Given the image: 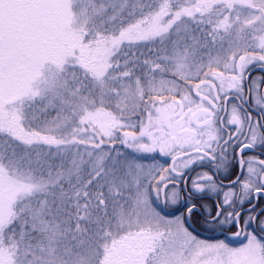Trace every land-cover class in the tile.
I'll list each match as a JSON object with an SVG mask.
<instances>
[{
	"label": "snow or ice",
	"instance_id": "snow-or-ice-1",
	"mask_svg": "<svg viewBox=\"0 0 264 264\" xmlns=\"http://www.w3.org/2000/svg\"><path fill=\"white\" fill-rule=\"evenodd\" d=\"M261 198L264 0H0V264H264Z\"/></svg>",
	"mask_w": 264,
	"mask_h": 264
},
{
	"label": "flooded vegetation",
	"instance_id": "flooded-vegetation-1",
	"mask_svg": "<svg viewBox=\"0 0 264 264\" xmlns=\"http://www.w3.org/2000/svg\"><path fill=\"white\" fill-rule=\"evenodd\" d=\"M260 74V70L259 69H255L253 75L254 76H258ZM259 154V153H257ZM161 160V162L165 161V158H159ZM201 170H207V169H199L197 168L196 171H201ZM192 175H195V172L192 173ZM225 183H227V181H225ZM203 202H208V205L213 209H214V205H215V197H212L211 199L209 198H205V200ZM253 204L257 205V210L264 208V198H261L259 200L254 199L252 201ZM248 205H245V208H247ZM252 227H255V225L253 224ZM230 233L227 234H222L218 229L217 230H208V241H213V240H217V239H225L226 236H229ZM232 241H236V239H228L227 242H232Z\"/></svg>",
	"mask_w": 264,
	"mask_h": 264
},
{
	"label": "rangeland",
	"instance_id": "rangeland-1",
	"mask_svg": "<svg viewBox=\"0 0 264 264\" xmlns=\"http://www.w3.org/2000/svg\"><path fill=\"white\" fill-rule=\"evenodd\" d=\"M199 203H207L208 204V202H199ZM202 211V210H201ZM198 215H199V213H198ZM196 217H194V219H195ZM196 230H198V231H200L201 233H204V235H206V236H202V235H200V234H198V236H199V238H201V239H204V240H207L208 241V230H205V229H203V228H197ZM230 236H231V233L229 234ZM215 240H213V241H209V242H214ZM230 245H232V246H238L239 244H240V241L239 240H236V241H232V242H228Z\"/></svg>",
	"mask_w": 264,
	"mask_h": 264
},
{
	"label": "water",
	"instance_id": "water-1",
	"mask_svg": "<svg viewBox=\"0 0 264 264\" xmlns=\"http://www.w3.org/2000/svg\"><path fill=\"white\" fill-rule=\"evenodd\" d=\"M203 235V234H202ZM204 236V235H203Z\"/></svg>",
	"mask_w": 264,
	"mask_h": 264
}]
</instances>
